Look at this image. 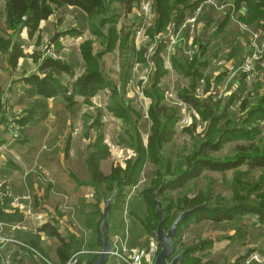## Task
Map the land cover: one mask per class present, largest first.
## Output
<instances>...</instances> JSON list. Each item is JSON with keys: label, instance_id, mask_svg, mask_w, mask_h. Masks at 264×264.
<instances>
[{"label": "crops", "instance_id": "crops-1", "mask_svg": "<svg viewBox=\"0 0 264 264\" xmlns=\"http://www.w3.org/2000/svg\"><path fill=\"white\" fill-rule=\"evenodd\" d=\"M2 2V4L0 3V35L5 37L10 35L13 36L14 31L8 30L5 24V17L3 16L6 1L3 0ZM109 2L116 6L115 13L118 15L116 28L121 35L117 40L116 47L106 54L113 52L119 54L120 68L117 70L118 72L116 71L115 75L118 82L105 75L103 59L106 54H103V52L106 48L92 32V27L90 28L89 22L87 21L88 16L85 15V12L80 8L78 9L65 4L55 7L53 14L47 20H42L39 24L40 40L43 42L41 34H51L48 41L51 43L50 49L55 58L74 64L76 77L70 78L67 75H63L64 81L69 80V78L71 79L70 86L75 79L85 71V63L81 54V45L86 40L90 39L94 42L92 47L93 55L100 52L103 54L99 58L103 74L108 80H112L116 83L119 90L121 89L122 80L124 78H126L127 82V91L129 81L131 82L135 77L134 73L138 69L141 70L143 66L150 67V80L146 79L139 81L141 83V91L144 93V89L154 84L157 71L156 62L153 58L154 54L149 56L146 49L147 39H150L155 34L154 33L150 36L148 33V30L151 29L150 27L154 24V14L152 16L153 20L145 28L144 36L146 42L140 45L137 41L138 27L140 25L136 24V27H134V25L126 26L123 24V20H121L123 15L131 14L133 13V10L138 9V1L133 0V8L131 9H128V6L115 0H109ZM232 4H235L236 7L240 9V16L246 23L254 27L258 26L259 21L256 23L246 21L248 10L243 3L238 4L233 2ZM195 7L192 6L189 10L185 11L186 17L184 21L192 15ZM214 15H216L215 18ZM212 20L213 27L211 28V31L213 32L204 35L206 27L211 24ZM199 22L200 29L194 36L190 34L188 29H180L182 23L179 24L176 29L170 30V27H167L166 30L163 31L164 35L171 34V36L164 42V47H161L160 56L163 60V67L166 73L159 80L158 85L161 88L166 86L164 83V77L168 74L175 76L176 74L179 75L176 76L177 85L175 87L177 90L176 97L180 102H173L171 104L166 103L170 107L177 108L178 113L180 112V109L183 111L181 103L184 102L180 98L181 91L183 89H192L191 82L193 80L191 81V75L194 76V74H189L190 72L201 75L200 80L202 82L199 80L196 94L201 98H205L208 95L205 92V88L210 91L214 89V85L218 84V81L225 78L226 71L240 61L242 55L247 49L248 36L244 35L237 25L233 23L230 18L229 9L220 13L208 6L200 16ZM107 28L108 26L104 28V31H106ZM223 28L226 29L224 31L226 35L223 39L227 41V44H229L227 46L230 47L225 46L223 52H221L218 48V43L222 46V42L220 43L222 36H220L219 33ZM135 29L136 33L134 32ZM128 32H131V36H129L125 47H122V39H120V37ZM25 34L26 33L23 35L22 33V38L26 36ZM18 38L19 37H16L15 39L14 37L17 41L19 40ZM20 41L23 45L22 48L25 56L19 59L15 68L8 65L7 55L0 52V174H3L1 177L9 180L12 185L10 192L5 189L3 190L5 197L8 196L11 199L12 208H18L24 215L25 220L17 223L26 224L29 230H13L10 227L12 224H0V229L2 228V238L0 240L2 243H0V264H7L5 259L8 256L9 258H12L13 254L20 252V246H23L19 244L20 242L29 243L31 240L38 239L37 230H31V227L34 224L33 218L35 215L44 217L42 209H48L50 217V220L48 221L54 223L56 220L59 229L63 221H59L58 217H67L68 211H72L73 214L71 220L80 230V233H77V235H85V232H89L86 243L84 240L83 248H86L89 251L94 249V242L97 241L96 228L101 217L99 207L101 208L102 202L98 206L96 189L89 184L90 172L88 159L90 154L93 151H96L94 145H96L98 141L99 134L103 137V144L108 146L106 140V131L108 128L104 126L103 121L105 111L100 105L96 104V97L99 94L91 97L89 101H86L85 97L75 96L77 105L72 109L68 107L63 96L45 99L34 94L30 91L31 85L24 81V78L34 73H38L43 59L49 56L46 54L43 58L42 50H37L34 47L31 48L34 41H28V38L27 41L25 39H21ZM195 46H197L198 51L194 56L190 57L184 53L185 50L192 49ZM31 52L32 54L33 52H37L38 55L33 56L35 60H33L34 58L32 56H28ZM225 52L231 56V59L225 63L226 69H223L217 64V60ZM194 57L197 58V60L192 63L194 68L189 69L184 61L188 60L190 62ZM35 64H37L36 68ZM179 65L181 66L182 71L176 67ZM248 90L256 92V95L252 99L257 98L258 94H260L258 98H261L264 95V82L261 80L248 81L246 80V77L243 76L240 87L238 89H234L233 87L226 97L228 99L234 96L237 98L239 93ZM147 98L151 102V98L148 96ZM252 99H249V101ZM251 102L252 101L249 102L250 104H248V107H253V105H255ZM130 106L134 111L140 113L133 107L131 102ZM91 107L94 108L95 112H91ZM110 113L115 118L121 120L124 127L123 136L127 137L128 135L130 141H132V136L136 129L140 133V138L144 146H147L150 128L148 133H146V137H144L141 129L142 115H140V120L135 117L133 122L125 123L124 119L115 116L112 112ZM100 114L101 125L96 126L95 120ZM179 119L175 124L174 130L177 129L176 126H178V122H180ZM195 122L196 120L191 119L187 126L191 127ZM203 123L206 124V121H203ZM151 125L152 123H150V126ZM196 128H198L197 123ZM120 135H122V133L117 137L118 146L122 147L121 149L128 151L126 152L127 156H125L123 161L124 164L122 165L125 166V161L127 159L135 158L136 152L135 149L120 144ZM46 143L49 144L47 145L50 147V151L48 150L47 154H40L39 146H43ZM109 151L110 155L100 162L101 169L105 174H110L113 165L117 166L118 164V161L113 163V159L112 162L108 163L112 154L111 149H109ZM41 165H44L51 172L52 176L50 179H47V181L42 179L41 182L40 177L38 178L36 176L40 174L39 171L35 170L36 166ZM58 194L63 195L64 198H61L60 200ZM14 195L32 196V198H30L31 202L22 201L19 205H14ZM70 195H76V198L73 199V197L72 200L69 197ZM24 205L27 206L26 208L28 211ZM125 205L123 209L125 208ZM130 206L131 204L128 203V209ZM60 208H64V210L61 211ZM65 221L66 220L64 219L65 226H71L69 222ZM45 222H47V220H45ZM189 227H192V225L190 224ZM241 227H243L241 232H246L244 239L243 237L239 238L237 236L235 228L228 227L225 230L228 231L225 239L221 240L224 241L223 246L225 247H223V249H218L221 245H217L219 242H216L210 249H208L210 252L212 251L215 253L211 258L209 257L210 255H207L205 252H200L203 253L204 258L199 255V252H197L196 255L201 257L203 262L209 261L211 264H220V262H223L222 264H243L244 258L248 251H250V248H252V245L254 246V249L264 253V225L258 221L257 216L247 214L244 217V221L241 223ZM202 236H205V238L213 237L214 240L217 241L215 235L203 234ZM45 237V235H39V245L49 252L51 249L49 246L50 243L43 242ZM194 237L197 236L193 235L191 239ZM187 241L189 240L187 239ZM238 241H241L239 246L237 244ZM9 242L11 243L10 245L8 244ZM55 245H57L56 241ZM13 246H17V248L13 249V251L11 249V251L6 252L7 249L12 248ZM133 246L134 244L132 245V248ZM240 247L241 249H239ZM13 263L17 264V262L14 261Z\"/></svg>", "mask_w": 264, "mask_h": 264}, {"label": "trees", "instance_id": "trees-1", "mask_svg": "<svg viewBox=\"0 0 264 264\" xmlns=\"http://www.w3.org/2000/svg\"><path fill=\"white\" fill-rule=\"evenodd\" d=\"M5 1L3 16L5 17V24L8 30L19 32L22 27H25L28 29L29 37L37 32L39 24L42 20H47L53 14L54 8L51 5L53 1H56L58 5L65 4L80 8L81 10L85 11L89 17L100 18L98 19V24L95 22L90 23V28L92 27V32L98 37L100 43L106 48L103 54L111 52V50L116 47L117 40L121 35L116 28L118 21V15L115 13L116 7L111 8L110 5L113 4H111L109 1L106 3L104 0ZM115 1L125 4L128 6V9L133 8V0ZM235 2L238 4L240 2L247 3L250 11V17H247L246 21L251 22L257 18L261 12V10L257 7V4L264 2V0H235ZM180 3L181 5L179 6ZM196 3H198V0L194 3H190L188 0H154L152 11H155V20L153 26L150 27L151 29L147 30L150 36L154 33L155 34L150 38V40H153L155 35L166 30L171 19H173L172 21L176 20L178 25L183 23L186 17L185 11L189 10L192 6L195 7ZM102 4L103 7H100ZM106 26H108V28L106 31H104ZM134 32L136 33V29ZM132 34L134 35L133 32ZM129 36H131V32L125 33L120 37V39H122V47H125ZM163 45L164 42H161L153 55L157 66L155 82L152 86L144 89L145 95L151 98V104L148 109V118L151 120L152 125L150 126L149 141L147 146H144L140 138V133L136 129L134 130L132 141H130V137L128 135L127 137L123 136V134L120 135V144L135 149L136 157L127 159L125 161V166H113L110 174H105L101 169L100 162L110 155V151L108 146L103 144V137L101 134H99L98 141L96 145H94V148L96 147V151H93L88 159L90 172L89 184L94 186L96 189L98 206L102 202L101 194L108 198L112 194L114 187L118 186L119 194L113 201L110 208L111 220L114 218V212L118 213V210H121L120 207L123 209L124 205L130 202L129 199L131 200L132 198V194H130L131 188L137 185L140 176L145 174L149 176L150 172L145 173L149 165H153L155 168L154 171L151 172V175H161L160 181L155 186L152 194L162 183L164 179V176L162 175V169L163 167L166 168L165 177H168L169 179L166 181L162 191L158 195L160 198L162 193L167 190L173 192L183 190L189 184H194V182V185H196V181L202 176L204 172L207 171L225 173L230 170H236L243 165H247L250 169L264 168V154H254L247 156L245 152H241L237 154L236 158L233 159H218L212 156V154L219 152L223 148L224 144L232 136H236L238 133L245 132L242 130L243 127H240V129L228 128L226 131V137H224V135L219 137L213 136L212 131L215 128V123L218 120L219 122L224 120L227 117V114L226 112L224 113L223 107L220 108V100L218 101V99L215 98V95L212 94L209 89L205 88V92L208 94L205 98H201L196 94L198 89L197 85H199L201 75L193 72L189 73L194 74V76L191 75V81L193 80L191 82L192 89H183L180 93V98L183 100V102L191 106L192 109L202 115L203 121H206V124L209 127V138L206 140L203 139L199 145H195L193 148L195 152L192 155L187 156L181 162L174 163L172 159L166 155L165 148L174 138V129L175 124L179 119V113L177 108L170 107L166 104V101L164 100V89L158 85L159 80L166 73L163 67V60L160 56L161 47H164ZM22 46L23 45L19 40L17 41L14 39V35H10L8 37L0 35V52L7 55L8 65L12 68H15L19 59L23 57ZM92 47L93 41L90 39L86 40L81 45V54L85 63V71L75 79L70 88L64 84L63 75H67L70 78H75L76 72L74 64H70L60 59L51 57L44 58L43 62L40 64L38 73H34L24 78V81L31 85L30 91L41 96L42 98L49 99L57 96H63L70 109L77 105L75 96L85 97L86 101H89L91 97L98 94L101 90L108 89L110 91V97L107 109L110 112H112L115 116L124 119L125 123L133 122L135 117L140 120L141 114L134 111L130 106V102L125 99L127 94L126 78L122 80L121 89L119 90L118 85L112 80H108L101 70L99 58L101 55H103L102 52L93 55ZM195 60H197V58L194 57L190 62L188 60L184 62H186V65H188L189 69H192L194 68L192 63ZM176 67L182 71L180 65ZM230 98H232V100H238L240 103H242L244 108L248 107V97H246L244 101H241L239 93L237 98H235V96ZM226 99L228 98H225V100ZM253 107L244 126H250L254 121L257 120L264 121V95L261 97L259 104H255ZM100 116L101 114L95 120L96 126L101 125ZM195 128L196 122L191 127L186 129L193 138H195ZM250 133L251 131H247V134H249L248 136H251ZM195 144H198V142ZM238 149L240 151L243 150L241 147ZM151 175L149 176L150 180L154 179L153 177L151 179ZM152 194L150 201L151 206L154 208V216L157 221L155 228L149 229L146 219L142 218L141 216L137 217L140 218L139 220L136 219V217L134 220L137 223L141 222L142 225H145L146 232L155 237L154 231L157 229L159 219L155 213L156 206L152 202ZM162 202H164L166 205L163 212L165 217L164 228L168 229L178 215L170 217L169 213L171 210L167 201L162 200ZM205 202L209 203L210 205L204 206L203 208L197 210L193 215L184 220L178 227L174 255L180 253L181 251L185 252L180 264H205L203 259L196 254L197 252H204L203 247L205 244L208 245L211 243V241L215 242L213 237L203 239L200 243V237H194L190 241H184V230L188 228L190 224L193 227H205L206 222H209L212 224V226L223 230H226L229 226H232L233 228L237 229V236L239 238L243 237V239L246 235V232L244 231L242 233V229H239L238 226L241 225V223L244 221V217L247 214L257 216L258 221L264 225V198L263 201L257 205H252L249 201V197H247L246 200L230 206L225 205V201L223 199H216V205H214L212 204V196L210 195V191H205L204 193L203 191H200L192 198L185 194L182 198L179 212L181 213L184 210L191 209L197 205L204 204ZM99 211L101 217L99 223L97 224L96 233L98 243L100 245V224L103 220L100 207ZM72 214L73 213L70 210L67 213V218H69L68 222L72 227L69 231L71 238L64 236L60 232L56 220L54 223L47 221L37 230V240H31L29 243L24 241L26 246H22V248L26 250V253L23 255H20L19 253L13 254L11 259H13L14 262H17V264H48L33 250L36 248V251H38L48 260H51L48 257L49 252L46 251L44 247L39 245V235L42 234L49 239L55 240L57 243L55 253L59 262L54 264H70V262L74 261L73 259H75L76 256L84 252L83 236L77 235V232L73 230V228H77V226L71 220ZM24 220L23 213L18 208H12L11 199L8 196L4 197L3 199L0 198V224H14L17 222H23ZM109 229L114 231L113 226L109 227ZM109 229L107 235L109 234ZM123 230L124 229H122V232ZM79 233L80 230L78 231V234ZM179 246L181 249L179 252H176ZM159 249L160 248H158V252ZM9 251H11V249L6 250V252ZM76 259H78L77 264H81L80 258L78 257ZM106 264H109V262L107 261ZM208 264L211 263L209 262Z\"/></svg>", "mask_w": 264, "mask_h": 264}, {"label": "rangeland", "instance_id": "rangeland-1", "mask_svg": "<svg viewBox=\"0 0 264 264\" xmlns=\"http://www.w3.org/2000/svg\"><path fill=\"white\" fill-rule=\"evenodd\" d=\"M3 0H0V3L2 4ZM105 3L108 2L109 0H104ZM138 1V6H137V10H133V13L131 14H125L123 15V17L121 18V20H123V24H125L126 26L130 25H134V27H136V24H139L140 26L138 27V30L141 29V27H143L142 25L147 26L152 20L153 17L155 18V11H152L151 14L146 18V23L143 22L142 24V20L143 17L141 14L142 10L139 8V0ZM178 1V0H175ZM190 3H194L197 0H188ZM199 1V0H198ZM221 3L223 4H227L230 5L233 2H235V0H220ZM154 0H151V4L153 5ZM243 3L246 7V9L248 10V18L250 17V11H249V7L247 5L246 2H240ZM51 5L53 6V8L58 7L60 5H58L56 3V1H53L51 3ZM181 5V3L179 4V6ZM258 8L261 10V12L259 13V15L257 16V18H255L253 21H251L252 23H256V22H260L263 21L264 23V2H261L259 4H257ZM103 7V4L100 6ZM111 8L116 7L115 5H110ZM79 9V8H78ZM126 11V10H125ZM85 12V11H84ZM141 13V14H140ZM154 14V16H153ZM85 15H87V13L85 12ZM88 16V15H87ZM153 16V17H152ZM216 17V15H214V18ZM98 19L100 18H96V17H89L87 18V21L90 23L95 22L98 24ZM120 20V22H121ZM173 19H171V21L169 22V24L167 25V27H170V30H172V25L174 26V29H176L178 27V24L175 21H172ZM213 27V20L211 22V24H209L206 27V31L204 33V35H207L208 33H212L213 31H211V28ZM144 28V27H143ZM25 30V31H24ZM226 29L223 28L222 30H220V36L221 40L220 43L222 42V46L219 45L218 43V48L220 49L221 52H223L225 46L229 45L227 44V41L225 39H223V37L226 35V33H224ZM22 33L24 35V33H26L24 38H22ZM162 34H164V32H160ZM28 32L27 29L25 27H22L21 30L19 32H14V37L16 39V37H19V41L21 39H25L27 41L30 40L31 42L34 41V43H32L31 48L34 47L37 50H42V57L44 58L46 56V52L49 49V38L51 37V34L46 33V35H42L43 37V42L40 40V33H39V27L37 32H35L31 37H28ZM137 41L138 43L141 45L144 42H146L145 40V36H144V31H140L139 34H137ZM35 36V37H34ZM225 38V37H224ZM227 38V37H226ZM154 40V39H153ZM153 40L147 39L146 42V49L148 47H150V44H154ZM225 40V41H224ZM21 42V41H20ZM94 44V42H93ZM27 47V45H26ZM230 47V46H227ZM219 52V53H221ZM32 54V52H31ZM28 54V56H36L38 55L37 52H33V54ZM219 55V54H218ZM25 56V53L23 51V57ZM34 58V57H33ZM119 54L117 52H113V53H109L106 54L104 56V72L105 75L108 78L113 79L114 81L118 82V80H116L115 75H116V71L119 70L120 65H119ZM219 61L223 62V66H221L223 69H226V65L225 63L227 61H229L231 59V56H229V54L227 52H225L221 57L218 58ZM35 60V58L33 59ZM35 62V61H34ZM37 64H35V68H36ZM215 70V68H214ZM118 72V71H117ZM135 77L134 79L131 80V82L129 81L128 86H127V94H126V100L131 102L133 107L140 112V114L143 116L142 118V134L144 137H146V133H148L149 128H150V123L151 120L148 118V109H149V105L151 104L150 100L147 98V96L141 91L140 85L141 83L139 82L140 80H150V67L147 66H143L141 68V70H137L134 73ZM176 76H179L176 74ZM176 76L175 75H167L164 77V83L166 84V86H164V100L166 101V103L171 104L173 102H180V100L176 97ZM71 79L69 78V80H65L64 84L67 87H71L70 86V81ZM179 81V79H178ZM187 82V81H186ZM185 82V83H186ZM198 86V85H197ZM201 86V85H200ZM235 86V81L234 79L231 78V72L230 70L226 71L225 74V78L223 80L218 81V84L214 85V89L211 90V93L216 96L218 95V93L220 91H223L224 93H229L230 90ZM99 95L96 97V104L100 105L101 108L105 111L104 112V117H103V121H104V126H106L108 128V130L106 131V140L108 142V146L109 149H111V158L108 160V163L112 162L113 159V163L115 161H118L117 165H123L124 164V158L125 156H127L128 151H126L125 149H121L122 147L118 146L117 143V137L120 133L123 134V125L121 123V120L115 118L114 116H112V114L107 110V105L109 103V97H110V91L108 89H104L101 90L99 93ZM260 94L257 95V98H254L250 101H252L251 103L254 104H259L260 99L258 98ZM217 100V99H215ZM219 101V100H218ZM249 101V102H250ZM185 103V102H184ZM181 103V106L183 107V111L182 109H180L179 115H180V122H178V126H176V130H175V135L173 140L171 141V143L166 146L165 148V153L166 155H168L172 161L174 163L177 162H181L183 161L187 156L192 155L195 150H193L195 145H199L200 142L203 141V139H207L209 138V132L208 129L209 127L207 126V124L203 123V117L201 114H199L198 112H196L194 109H192L191 106H189L188 104H184ZM250 104V103H248ZM227 105V106H225ZM248 106V105H247ZM224 108V113L226 112L227 117L224 120H221L219 122V120L215 123L216 125H214V130L212 131V134L214 137H219V136H223L226 137V131L228 128H234L237 129L240 127H243L242 130L245 133H238L236 134V136H232L223 146V148L217 152L212 154V156L218 158V159H233L236 158L237 154L241 153V152H245L247 156L250 155H254V154H264V121L262 120H257L254 121L250 126H244L246 124V120L249 118L250 115V111L252 109V106L249 107H245L242 105V103H240L238 100H232V98L226 99L225 101L220 100V108ZM254 108V107H253ZM91 112L94 111V108L91 107ZM220 111V110H219ZM192 120H196L197 126L198 128H195L194 131V137L193 138L186 129H188L187 124L190 123V121ZM229 119V120H228ZM150 123H149V121ZM228 120V121H226ZM186 127V128H183ZM247 131H251L250 135L247 134ZM246 135V136H244ZM247 137V138H246ZM211 139V138H210ZM196 142H198V144H195ZM48 143L44 144L43 146L40 145L39 146V150H40V154L42 153H48V150L50 151V147L47 145ZM241 147L243 150H239L238 148ZM43 149V150H42ZM211 156V157H212ZM39 157V156H38ZM39 161V160H37ZM41 168H37L38 166H36V171H39L40 174L36 175L38 178L40 177V181L42 182V179H44V181H47V179L51 178V172L49 169H47L44 165H41ZM114 166V165H113ZM154 166L153 165H149L146 169L145 173H149V176L151 175V172L154 171ZM166 168L163 167L162 169V175L166 176L165 173ZM161 172V170H160ZM3 174H0V185H2V187H4L3 185L6 183V181H9L7 179H3L1 176ZM145 174L143 176H140V179L137 183L136 186L131 188V192L130 194H132V198L131 200L129 199L130 202H128L129 204H131V206L129 207V209L127 210V213H124V209H122L120 207V211L118 210V213L114 212V218L111 220L110 218V226L114 227V231H111L109 228V234H108V238L111 240V242L114 245V241L116 240V235H121L122 229H124L126 227V223H125V217L127 216L130 220L128 222V226L127 228L129 229V242H128V247L132 248V245L134 244L133 248L135 247H144L148 244V239L150 237H153L150 233L146 232L145 225H142V223H137L135 222V217L136 219H140L137 218L138 216H141L142 218L146 219L147 225L149 227V229H154L156 226V219L154 216V208L151 206V194L152 191L155 189V186L158 184V182L160 181L161 175L160 174H155V175H151V179L152 177L154 179L150 180L149 176ZM3 181V183H2ZM10 186L11 182L9 181ZM195 184V182H194ZM194 184H189L188 186H186L183 190H179V191H165L164 193H162L161 198L158 197L159 200H164L167 201L171 212L169 213L170 217H173L175 215H179L180 214V208H181V202H182V198L184 197V195L186 194L188 197L192 198L193 196L197 195V193H199L200 191H203V193L205 191H210V195L212 196V204L216 205L215 200L216 199H223L225 201V205L230 206L233 204H237L238 202H241L243 200H246L247 197H249V201L252 205H257L258 203H261L263 201L264 198V168H254V169H250L247 165H243L241 167H239L236 170H230L227 171L225 173H220V172H204L202 174V176L196 181V185ZM16 196V195H15ZM27 196V195H24ZM29 196V195H28ZM58 196L61 198H64L63 195L58 194ZM128 196V195H127ZM5 197L4 193L0 194V198L3 199ZM30 198H32V196H29ZM70 199H75L76 195L74 196H69ZM130 197V196H129ZM127 198V197H126ZM72 199V200H73ZM31 200V199H30ZM24 201H28V200H24ZM164 203V202H163ZM207 203V202H205ZM14 205H19L18 203H16L15 201H13ZM208 206L210 205L209 203L207 204ZM25 206V205H24ZM164 206L166 207L165 203ZM212 206V205H211ZM27 206H25L26 208ZM52 208V207H51ZM67 208V207H66ZM27 209V208H26ZM45 210V211H44ZM61 211L64 210V208H60ZM28 211V209H27ZM42 212H44V217H40L39 215H35L33 218V222L34 224L31 227V230H38L44 223L45 220H50L49 214H48V209H42ZM40 212V213H42ZM59 221L62 220L63 222L60 225V230L61 232L66 235L67 237H70L69 231L70 228H72L71 226H65L64 225V219L68 222L69 218H67L66 216H64L63 218L58 217ZM132 219V220H131ZM134 220V221H133ZM65 221V222H66ZM124 225V228H123ZM136 225V226H135ZM231 228H233L232 226H229ZM78 228V227H77ZM77 228H73L74 231H76L78 233V229ZM239 229H242L243 227L238 226ZM135 229V231H134ZM237 230V229H235ZM26 231V230H23ZM121 231V232H119ZM185 232L183 233L184 237L183 240L187 241V239L190 241L191 237L197 236L200 237L199 243L202 242L203 239H206L204 235H215L217 237V241L209 243L208 245L205 244V246L203 247L204 252L207 255H210L209 257L211 258L215 253L214 252H210L208 249H210L211 246L214 245V243L219 242V244L217 245H221L219 246L218 249H223V244L224 241H221L222 239H225V236L227 235L228 231H225L223 229H218L215 227H212V224L209 222H206V226L205 227H200V226H196V227H189L186 228L184 230ZM89 232H85V235L83 236V240L88 239V235ZM34 235V234H32ZM0 236H2V233H0ZM156 237V236H155ZM153 237V238H155ZM96 238H97V233H96ZM190 238V239H189ZM157 240V238H156ZM43 242L45 243H50V247L51 249L49 250L50 254H48L49 258L53 261H51L52 263H58V259L55 256V241L51 240V239H47L46 237L44 238ZM157 242V241H156ZM1 243V242H0ZM15 243V242H12ZM250 243V242H249ZM2 244V243H1ZM0 244V245H1ZM9 245L11 244L10 242L8 243ZM238 246L239 244H241V241H238ZM158 245V242H157ZM84 246V245H83ZM20 255H23L26 253V250L22 248V246H20ZM216 247V246H215ZM17 246H13V249H16ZM19 248V246H18ZM93 250L89 251L86 248H83L84 253L79 254L78 256L75 257L76 258H80V263L81 264H91L95 258L98 256L99 251L101 249L99 243H98V239L96 242H94L93 245ZM120 248V247H119ZM179 248V249H178ZM176 250V252H179V250L181 249V247L179 246ZM241 249V247L239 248ZM246 249V247H245ZM36 250V248H35ZM250 250H254V246L252 245V248H250ZM257 250V249H255ZM86 251V252H85ZM246 251V250H245ZM119 254H121L120 256H115V255H111L108 262L109 264H126L122 257V253L118 252ZM158 253V252H157ZM157 255V254H156ZM199 255L202 256V258H204L203 253L199 252ZM154 255L150 256V261H155ZM156 257V256H155ZM154 258V260H153ZM73 259V260H75ZM208 259V258H206ZM6 261H8L10 264H13V259L9 258V259H5ZM193 261V260H192ZM205 261V260H204ZM191 262V260H190ZM205 264L209 263L208 261L204 262ZM223 262H220V264H222Z\"/></svg>", "mask_w": 264, "mask_h": 264}, {"label": "built area", "instance_id": "built-area-1", "mask_svg": "<svg viewBox=\"0 0 264 264\" xmlns=\"http://www.w3.org/2000/svg\"><path fill=\"white\" fill-rule=\"evenodd\" d=\"M212 7L216 11L222 13L226 11V9L230 10V18L237 25L239 30L244 34L248 36V44L247 49L242 55L240 61L235 65L230 67L231 72V78L235 81L234 89H238L240 87V83L242 80V77H246V80L248 81H254V80H261L264 82V23L263 21H260L257 27H254L248 23H246L242 18L240 14V9L236 7L235 4H223L220 2V0H199L198 3H196V7L192 13L191 16H189L181 25L180 29H188L190 34L194 36L200 29V22L199 18L204 12L206 7ZM139 8L142 10V24L143 22L146 23V18L149 15H152V4L151 0H139ZM139 32L142 30L145 32V25H142ZM174 27L172 26V30ZM171 33V32H170ZM171 34H157L154 37L153 43L150 44V47L147 48V53L149 56L153 55L156 52V48L161 42H165L167 38H169ZM49 42V41H48ZM49 42V46H50ZM198 51L197 46L193 47L192 49L185 50L184 53L187 56H194L196 52ZM46 54L51 57L55 58L53 52L51 51L50 47ZM56 59V58H55ZM217 64L219 66H223V62L217 60ZM202 82V81H201ZM228 93H224L223 91H220L216 98L218 100H225L227 98L226 96ZM256 95L255 91L248 90L240 93L241 101H244L246 97L249 99H252ZM37 168H41V166H38ZM3 183V181H2ZM0 185V194L3 193V190L10 192L12 186H10L9 181H6V183L3 185ZM13 200L16 203H21L24 200L30 201V197L24 196V195H14ZM128 210V203H126L124 208V213L126 214ZM129 218L125 217V223L126 227L124 228L121 235H116V240L114 241V252L111 255L120 256L118 252H121L123 257V261L126 264H153V261H150V256L154 255L156 256L158 252L159 246L157 245L156 238L150 237L148 239V244L144 247H135V248H129L128 242H129V229L127 228V224L129 222ZM10 227L13 230H26L28 231L29 228L24 223H17L12 224ZM2 231V228L0 229V233ZM2 236H0L1 240ZM19 244L26 246L25 243L20 242ZM120 247V248H119ZM36 254L44 259L48 264H54L47 258H45L43 255H41L38 251L33 249ZM154 256V258H155ZM9 259V256L7 257ZM153 258V260H154ZM73 262V261H72ZM70 262V264L72 263ZM7 264H10L8 261H6ZM14 264V263H13ZM69 264V263H68ZM243 264H264V253L260 252L259 250H250L246 254Z\"/></svg>", "mask_w": 264, "mask_h": 264}, {"label": "water", "instance_id": "water-1", "mask_svg": "<svg viewBox=\"0 0 264 264\" xmlns=\"http://www.w3.org/2000/svg\"><path fill=\"white\" fill-rule=\"evenodd\" d=\"M168 177H165L160 184V186L153 192L152 194V202L155 204L156 209L155 213L159 219L157 229L154 231V235L157 238L159 252L155 257L154 264H180L182 261L185 252L181 251L180 253L174 255L175 251V242H176V234L179 225L186 220L188 217L193 215L197 210L203 208L204 206H208V203L197 205L191 209L184 210L181 212L175 220L172 222L168 229L164 228L165 217H164V203L158 199L159 193L162 191ZM119 194L118 186L114 187L112 194L106 198L102 195V206L101 213L103 215V220L100 224V251L92 264H106L109 256L114 252V246L111 240L108 238L107 232L109 228L110 222V208L115 200V198ZM78 259H75L71 264H77Z\"/></svg>", "mask_w": 264, "mask_h": 264}]
</instances>
